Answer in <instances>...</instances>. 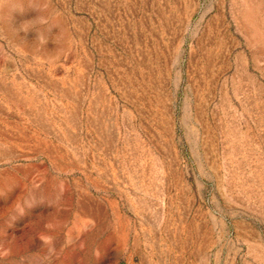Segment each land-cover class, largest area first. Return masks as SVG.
Returning <instances> with one entry per match:
<instances>
[{
	"label": "rangeland",
	"instance_id": "obj_1",
	"mask_svg": "<svg viewBox=\"0 0 264 264\" xmlns=\"http://www.w3.org/2000/svg\"><path fill=\"white\" fill-rule=\"evenodd\" d=\"M0 264H264V0H0Z\"/></svg>",
	"mask_w": 264,
	"mask_h": 264
}]
</instances>
